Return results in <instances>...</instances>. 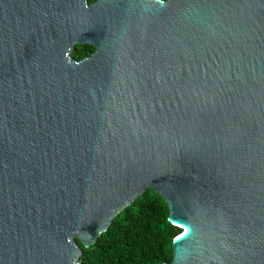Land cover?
<instances>
[{"label":"water","instance_id":"obj_1","mask_svg":"<svg viewBox=\"0 0 264 264\" xmlns=\"http://www.w3.org/2000/svg\"><path fill=\"white\" fill-rule=\"evenodd\" d=\"M148 189L163 264H264V0H0V264H83Z\"/></svg>","mask_w":264,"mask_h":264},{"label":"trees","instance_id":"obj_2","mask_svg":"<svg viewBox=\"0 0 264 264\" xmlns=\"http://www.w3.org/2000/svg\"><path fill=\"white\" fill-rule=\"evenodd\" d=\"M95 0H88L89 3ZM94 47L76 45L71 57L81 60ZM163 198L148 189L125 207L96 241L81 249L83 264H163L172 261V241L179 229L167 221Z\"/></svg>","mask_w":264,"mask_h":264},{"label":"flooded vegetation","instance_id":"obj_3","mask_svg":"<svg viewBox=\"0 0 264 264\" xmlns=\"http://www.w3.org/2000/svg\"><path fill=\"white\" fill-rule=\"evenodd\" d=\"M96 1V0H95Z\"/></svg>","mask_w":264,"mask_h":264}]
</instances>
